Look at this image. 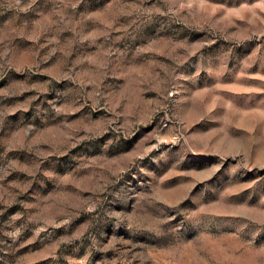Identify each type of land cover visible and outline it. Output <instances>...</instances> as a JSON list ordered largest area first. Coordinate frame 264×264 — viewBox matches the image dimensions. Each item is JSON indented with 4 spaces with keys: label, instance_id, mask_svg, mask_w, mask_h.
<instances>
[{
    "label": "rangeland",
    "instance_id": "obj_1",
    "mask_svg": "<svg viewBox=\"0 0 264 264\" xmlns=\"http://www.w3.org/2000/svg\"><path fill=\"white\" fill-rule=\"evenodd\" d=\"M0 264H264V0H0Z\"/></svg>",
    "mask_w": 264,
    "mask_h": 264
}]
</instances>
